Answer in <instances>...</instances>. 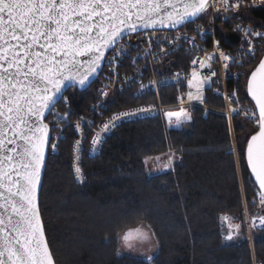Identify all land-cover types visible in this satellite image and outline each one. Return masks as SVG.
<instances>
[{"label": "trees", "instance_id": "1", "mask_svg": "<svg viewBox=\"0 0 264 264\" xmlns=\"http://www.w3.org/2000/svg\"><path fill=\"white\" fill-rule=\"evenodd\" d=\"M247 16L249 24L264 31V6ZM225 29L224 34L217 30V36L227 48L237 42V35L230 27ZM263 56L264 39L246 74ZM174 60L177 69L187 65L181 54ZM240 80L227 82V88L238 86ZM95 84L64 93L71 106L67 119L88 113ZM238 87L241 99L251 104L244 88ZM178 90L174 86L162 89V103L173 104ZM207 94L206 105L223 109L220 98ZM153 99L152 94L136 97L125 89L108 103L106 114ZM64 103L62 99L56 107L62 110ZM189 115L191 119L179 128H167L160 116L123 121L104 138L94 156L89 155L85 143L81 183L76 182L71 167L75 131L72 126L63 127L56 150L49 147L39 192V211L55 264H148L115 255V236L138 224L154 234L156 250L151 264H264V230L252 233V246L243 230L227 241L223 219L241 221L244 202L256 195L258 187L250 176L245 149L247 139L258 128L242 117L232 118L234 153L224 116L212 112L204 116L199 107L191 109ZM51 118L49 115L47 122L52 134L55 120ZM169 150L179 157L174 167L148 176L144 159Z\"/></svg>", "mask_w": 264, "mask_h": 264}, {"label": "snow or ice", "instance_id": "2", "mask_svg": "<svg viewBox=\"0 0 264 264\" xmlns=\"http://www.w3.org/2000/svg\"><path fill=\"white\" fill-rule=\"evenodd\" d=\"M218 2L227 12L238 11L244 0ZM209 8L220 10L216 0H0V264H54L38 194L46 150L58 147L50 140L52 128L47 117H55L54 126L58 127L70 115L56 110L60 100L67 104L64 92L71 87L89 86L105 62L112 65L128 50L130 41L140 38L146 30L183 25ZM237 30L243 31L246 38L264 39V33L251 27L237 26ZM215 43L218 47L219 42ZM247 43L248 54L255 56L251 39ZM217 59L225 70L230 68L228 61L236 62L224 52L208 54L207 63L192 61L193 65L209 69V74L202 76L193 69L188 79L189 100H203L204 86L217 75L211 71ZM245 88L250 106L230 108L229 115H243L258 128L247 139L246 162L253 183L258 185L253 203L258 197L264 206V58L248 75ZM98 94L106 96L107 92L100 90ZM225 99L240 104L236 90ZM146 111L114 114L100 126L101 131L107 133L122 119ZM165 115L169 125L174 119L177 128L191 119L183 109ZM75 128L79 131L80 124ZM102 142L101 133H95L93 151ZM80 144L77 140V152ZM174 155L168 156L165 169L171 168ZM74 171L76 179L83 182L78 164ZM250 226L264 229V216H253ZM241 227L230 224L225 240H233ZM152 235L137 227L123 232L121 240L124 247L131 249L135 242L149 241Z\"/></svg>", "mask_w": 264, "mask_h": 264}, {"label": "rangeland", "instance_id": "3", "mask_svg": "<svg viewBox=\"0 0 264 264\" xmlns=\"http://www.w3.org/2000/svg\"><path fill=\"white\" fill-rule=\"evenodd\" d=\"M222 5L223 4H219V6H222ZM259 7H261V6H257L256 8H259ZM256 8L247 7L245 12H247V14H249V13H251V11L253 9H256ZM211 10H214V11H212L209 14L210 17L212 15H215V12L218 13L215 10V8H212ZM202 16L200 19H197L195 21V23L192 24L191 26H189L187 29H181L180 32H183L184 35L187 33H190L193 30V27L195 24H197L199 22L202 23L203 21H205L207 19V17H206L203 20ZM217 16H215V17H217ZM220 18L221 17H217L214 22L217 25L216 26L217 30L224 34V32L226 30L225 27L229 28V25H228V23L223 22V20ZM201 20H203V21H201ZM188 39H190V38H184V40L180 42V38L177 36V34H174V35L154 34L153 36H148V37L141 36L138 40L133 38L128 45V50L126 52H124L119 57V59L117 61H115L112 65L106 64L102 73L95 80L96 84H95V89L93 91L94 97H93V100H92V102L88 108V113L85 115H81L80 117H78L74 120H71V121L69 119H67L66 122L63 123V125L59 124L58 127L54 126V130H53L54 132H52V138H51L52 143H55L57 140L54 138H57L58 136H60L62 134V129L64 126H66V125L72 126L74 131H75V135H76L77 139H75V142L72 146V153H71V167H72V172H73L74 177L76 176L75 171H74V166L76 164H78L80 167V165H81V154H82V149L84 147V144L86 143V148H87L89 155L94 156L99 152L102 143L96 145V150L93 151V145L91 143L93 135L97 132H100L101 133V139L103 141L104 138L107 135H109L114 129L113 128L111 131L104 133L101 131L100 126L104 122L108 121L109 118L111 116H113L114 114H118L121 112H128V111H136L138 109H148V111L143 112V113H138L137 115H135L132 118H124L121 121H119L118 124H120L123 121L133 120L136 118H142V117H146V116H152V117L160 116L163 118L164 123H165L167 128H176L174 126V119H173V124L169 125L168 119H167L165 114L168 112H178L181 109H183L188 114V116H190L189 111L191 109H193L194 107H199L200 109H202L204 116L207 115L209 112H212V113H215L218 115H222L227 120L230 136L232 139V146H233L232 150L235 153L236 147H235L234 135H233L232 118L234 116H239V117L244 118V116L243 115H231V116L229 115L227 117L224 114L226 109L229 110L230 108L237 107V104L229 102L228 105L226 106L225 100L216 94H215L216 96L215 95H213V96L214 97L218 96V98L220 97V99L223 102V109L218 110V109L210 108L208 105H206L203 102L205 100L206 92L208 93L207 95H212L213 91H217L219 89L218 86L215 84V82H212L210 85L206 84L204 86V89H203L204 100H202V101L196 100V99L191 100L192 102H195L194 104H188V103L187 104H181L179 102L178 103L174 102L173 104L162 103V100H161L162 97H161L160 92L162 89L167 88V85L163 84V82L161 83V81H163V79L165 77L169 76L168 74H172L176 70L185 71L187 68V65H186V67H184V68L180 67L177 69V67L175 65L174 58L176 56H179L180 54L183 55L184 57L186 56L184 53L189 54L191 46L187 42ZM149 40H151V44H149ZM199 42H200V40H199ZM201 47H203V46L201 45ZM194 48L195 47H193V49ZM161 49H163L164 51L162 52ZM204 49H206V48L204 47ZM148 66L152 69L155 76H154V78H151V79L143 82L144 76L141 74V72L144 70H147ZM162 76H163V78H162ZM109 77H111V80L109 79ZM244 77H245V75H243L239 78V80L240 79L241 80H240V83H238V86L239 85L242 86L244 88V93H245V80L246 79H244ZM190 78H191V76L188 77V79H190ZM188 79H184L185 81L183 80L184 83H186L185 85L187 88V91H185L184 93H187L190 91V89L188 87ZM243 80H244V82L242 83ZM180 84H181V82L179 83V85ZM142 85H143V88L141 87ZM179 85L176 86V89H178V87H179L180 88L179 93H180L183 90H182V87ZM214 86H216V87H214ZM238 86L236 85L233 88V90L237 91V95L239 97L240 104L242 103L243 106H250V104H248L247 102H245L241 99L242 97L239 95V87ZM125 89H129V91L133 93V96H136V97L137 96H139V97L140 96H146L147 94H152L154 96V99L152 102H149V103L129 107L126 109L115 111L113 113L106 114L108 103H110L114 99V97L117 93L122 92ZM100 90L107 92V95L106 96H100L98 94L100 92ZM191 91L194 92L195 90L193 89ZM231 93L232 92H230V94ZM245 95H246V93H245ZM178 104L179 105L181 104V105L179 106ZM61 107L63 108L62 110L60 109V106H57V108H56V110L61 115H63L66 112H69L71 109V106L68 103L62 104ZM52 118L55 120V117L52 116ZM244 119H246V118H244ZM247 121L250 123V125L255 127V125L251 121H249V120H247ZM77 123L80 124V130L79 131H76V128H75V125ZM78 133H79V135H78ZM77 140L81 141L79 152L76 151V141ZM171 153L175 154L173 156L172 166H171V168L165 169L164 165L168 162V156ZM77 156H79V161L76 160ZM157 158H159V159H157ZM178 160H179L178 154L174 150H169L168 152H166L164 154L153 155V156L147 157L146 159H144L146 174L148 176H152V175L159 174L161 172L171 170L174 167V165L178 162ZM75 179H76V177H75ZM76 182L81 183L78 180H76ZM253 198L251 199V201L249 203L245 204V202H244L243 210H242V216H241L243 218L240 219L241 221H238V220H236L234 218H230V217H228L229 218L228 220L224 219L225 228L227 230L226 235L228 234L230 224L231 225L241 224L242 227L240 228L239 232H241L242 230L244 231V236L249 241L250 246H252V240H253L252 239V233L254 231L264 230V229H260V228L253 229V227H252V229L249 228V227H251L250 222H251V219L253 216H264V206H261L260 204H259V206L255 205L256 203H258L259 198L256 197V203L255 204L253 203ZM244 217L249 219V222H247L246 224H245V222L243 223ZM137 227L142 228V229L150 232L148 227L144 224H139ZM234 237H236V236L234 235ZM135 249H137L139 256L141 258H144V261L146 263L150 264L149 262L151 261V259H149V258H152V256L155 253V250H156V245H155V242H154L152 236H151V239L149 241H146L145 244L136 245ZM251 249H252V247H251Z\"/></svg>", "mask_w": 264, "mask_h": 264}, {"label": "built area", "instance_id": "4", "mask_svg": "<svg viewBox=\"0 0 264 264\" xmlns=\"http://www.w3.org/2000/svg\"><path fill=\"white\" fill-rule=\"evenodd\" d=\"M216 2H217V7L220 9L218 11V13L215 12V15H212L210 17L209 14L214 10H211L212 8H209L207 13L202 14L203 16L201 15L203 20L206 17H207V19L205 21L201 20V21H203L202 23L199 22V23L195 24L193 27V30L190 33H187L184 35L183 32H180L181 29H178V30H174V31H168V30L154 31V32L153 31H146V33L142 34L141 36L148 37V36H153L154 34H162V35L177 34V36L180 38V42L183 41L184 38H190V39H188L187 42H188V44H190L191 49L189 51V54L184 53L186 55L185 57L187 59V68L185 71L176 70L172 74H168L169 76L165 77L163 79V81H161V83L163 82V84H166L167 86L179 85L180 82H181L180 85L186 84V83H184V81H185L184 79H188V77L191 76L194 68L202 76L208 75L209 69L201 68L199 66V64H197V65L192 64V61L194 59L200 60V61H205V57L207 56V54L217 53V55H218L219 52H224V53L228 54L230 57L236 58L235 63H233L231 60L228 61V63L230 64V68L228 70H225L223 68V63L219 59L213 61L211 64V71L217 72V75L212 77V82H215V84L219 88L217 91H213L212 95L216 94V95L220 96L221 98H223L225 100V104L227 106L229 101H227L225 99V96L229 95L230 92H233V88H234L233 87L232 89H228L227 88V82H229V81L236 82V80H239V78L245 74V71L247 70L248 63L254 57V56L248 54L247 40L251 39L252 44H253L254 49H255V54H256L257 49L259 48V45L262 41L261 38L254 37V36H249L246 38L244 36L243 31L237 30V26H240V29H247V28L251 27L253 30L260 31V32L264 33V31L262 29L257 28L256 26L251 25L247 22V20H248L247 15L248 14H247V12H245L247 7H253V8H256L257 6L263 7L264 6L263 5L264 0H244L243 5L239 8L238 11L229 10L227 12H225L223 10V8H224L223 5L219 6L220 3L218 2V0H216ZM231 2L234 3L235 0H231ZM215 10H216V8H215ZM215 16L221 17L220 19H222L223 22L228 23V25L230 27V32L237 35V42L235 44H229V46L227 48H225L221 44V42L219 41L218 36H217V28H216L217 25L214 22L217 17H215ZM135 39L138 40L139 38L138 39L135 38ZM199 40H200V42H199ZM217 41L219 42L218 47L215 43ZM201 45L203 47H201ZM193 47H195V48L193 49ZM204 47L206 49H204ZM205 62L207 63V61H205ZM106 64L107 63L105 62V65ZM141 74L144 76L143 82L147 81L151 78H154V76H155L154 72L152 71V69L149 66H148L147 70L142 71ZM162 78H163V76H162ZM214 87H216V86H214ZM187 94H188V92L179 94L176 103L179 102L181 104H187V103L188 104H194L195 102H192L191 100L188 99ZM241 106H243L242 103L237 105V108L241 107ZM224 114L228 117L229 116V110L226 109ZM78 135H79V133H78ZM259 204L260 203L258 201V203H256L255 205L259 206ZM244 222L246 224L247 222H249V219L244 217L243 223ZM250 225H251V222H250ZM249 228L252 229V227H249ZM253 229H255V228H253Z\"/></svg>", "mask_w": 264, "mask_h": 264}, {"label": "flooded vegetation", "instance_id": "5", "mask_svg": "<svg viewBox=\"0 0 264 264\" xmlns=\"http://www.w3.org/2000/svg\"><path fill=\"white\" fill-rule=\"evenodd\" d=\"M259 62L257 63V65L254 67V69H252L251 71L255 70V68L258 66ZM251 73V72H250ZM250 73L248 75H250ZM248 77V76H247ZM247 79V78H246ZM245 84H246V80H245ZM245 93H246V88H245ZM247 96V94H246ZM248 99L251 101V98L249 96H247ZM139 225V224H138ZM138 225L132 226V227H126L123 230H121L116 236V252L115 255L118 259H123V258H132V259H140L144 261V258H141L138 254L137 249H135L136 245H140V244H145L146 242H135L134 246L129 249L124 247L123 242L121 240V236L123 234V232L127 231L128 229H132V228H137ZM154 256V255H153ZM153 256L151 258V261L149 262L151 264Z\"/></svg>", "mask_w": 264, "mask_h": 264}, {"label": "water", "instance_id": "6", "mask_svg": "<svg viewBox=\"0 0 264 264\" xmlns=\"http://www.w3.org/2000/svg\"><path fill=\"white\" fill-rule=\"evenodd\" d=\"M196 18H194V19H192V20H189L188 22H186L185 24H188V23H191V22H193L194 20H195ZM185 24H183V25H179V26H176V27H166V28H158V29H156V30H175V29H178V28H180V27H182V26H184ZM262 58H264V56L262 57ZM103 68V67H102ZM101 68V69H102ZM101 69L99 70V72L94 76V77H92V79H91V83H90V85L95 81V79L98 77V75H99V73H100V71H101ZM89 85V86H90ZM89 86H87V87H85V88H80V87H71V88H75L77 91H83V90H85V89H87ZM68 89H70V88H68ZM67 89V90H68ZM66 90V91H67ZM65 91V92H66ZM64 92V93H65ZM51 136V135H50ZM49 149V148H48ZM48 149L46 150V159H47V155H48ZM46 159H45V163H46ZM245 159H246V149H245ZM247 163V162H246ZM44 168H45V166H44ZM44 168L42 169V179H43V173H44ZM249 172H250V170H249ZM251 176V175H250ZM252 178V180L254 181V178L253 177H251ZM257 187H258V185H256ZM41 188V187H40ZM39 192H40V189H39ZM38 203H39V194H38ZM55 264V263H54Z\"/></svg>", "mask_w": 264, "mask_h": 264}]
</instances>
